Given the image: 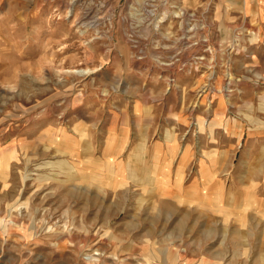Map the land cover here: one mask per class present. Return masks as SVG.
<instances>
[{"label":"rangeland","instance_id":"1","mask_svg":"<svg viewBox=\"0 0 264 264\" xmlns=\"http://www.w3.org/2000/svg\"><path fill=\"white\" fill-rule=\"evenodd\" d=\"M214 1L0 0V196L9 200L5 222L14 226L20 214L22 225L37 232L26 240L39 244L21 250L13 235L17 228L9 227L0 259L54 264L56 255V264H264V144L257 138L264 123L252 121L253 107L237 105L238 84L226 89L227 75L241 76L221 55L242 49L245 35L256 40L258 30L251 25L246 31L236 21L240 0ZM209 18L219 23L215 47L223 77L217 92L211 89V104L220 96L228 115L249 119L243 140L234 142L232 167L202 190L196 204L162 195L156 180L148 187L140 180L137 186L135 180L132 186H81L84 176L74 166H105L94 163L97 154L120 146L127 164L131 153L140 157L128 139L106 138L105 131L128 129L131 85L141 87L143 98L149 86L157 99L176 86L167 67L183 71L194 62L180 54L199 45H191L199 42L198 22ZM207 87L196 96L203 97V114L211 109L202 95ZM199 129L211 132L214 145H226L222 127L213 138L203 117ZM71 154L90 158L82 163ZM221 155L217 150L211 158L225 166ZM87 197L88 204L82 201ZM55 240L63 250L51 249Z\"/></svg>","mask_w":264,"mask_h":264},{"label":"crops","instance_id":"2","mask_svg":"<svg viewBox=\"0 0 264 264\" xmlns=\"http://www.w3.org/2000/svg\"><path fill=\"white\" fill-rule=\"evenodd\" d=\"M211 2L215 3L214 0ZM240 2L239 10L235 14L236 21L246 31H249L251 25H256L258 33L253 36L257 38L252 40V37L245 35L242 49L227 50L221 55L226 59H231L234 71L241 76L240 80L235 82L241 87L237 105L253 107V112L256 115L252 121L264 123V0H240ZM201 10L200 7L199 12H202ZM197 22H194L195 26H197ZM198 23V26L202 27L196 33L199 45L195 46L193 51L187 50L180 54L184 60L192 58L194 62L186 64L187 68H184L183 71L167 67L166 75L175 76L176 86L170 88L166 98L157 99L150 93L149 86L145 89L146 97H140L138 93L141 87L131 85L128 129L114 130V133L109 130L105 131L106 138L128 139L129 148L131 151L134 148L139 149L140 157L134 159L131 153V159L127 164V156L123 157L126 149L120 150V146H117L118 149L112 154H97L93 158L94 163L105 166H74V169L81 171L84 176L80 182L81 186H85L89 190L93 187L105 189L125 184L132 186L135 184L132 181L140 180L141 185L148 187L152 180H156L157 185L161 187L162 195L175 194L183 197L184 202L196 204L202 201V190L207 185L218 183L219 177L222 180V172L228 171L232 167L230 160H233L234 142L243 140L245 136L244 123L249 119L243 115L237 118L228 115L226 112L229 105L226 101L219 100L220 96L215 100V104H211L213 98L211 100L210 97L215 96L211 93V89L214 88L213 92L216 93L217 87H221L223 84L222 70L218 67V59L221 55L219 56L215 47L219 36L217 30L219 23L213 18ZM206 44H208V49L204 48ZM172 54V50L168 51L167 58ZM196 56L202 57L201 60L204 59V61L197 60ZM206 64L209 65V69ZM206 85L210 91L202 95L206 98L205 103L210 99L211 109L205 110L203 114V97L200 95L201 98L197 100L196 96ZM176 94L178 97H175ZM203 117L213 129V138L217 137L216 129L222 127L227 139L224 147L220 148L210 141V131H200L199 122ZM257 134V138L263 140L261 144H264V130L258 131ZM88 138H94V136L88 135ZM203 139H209L211 145L202 143ZM217 150L221 151V156L224 159L221 158L220 163L226 162L225 166L218 164L217 158H211L212 155H216ZM203 151H206L205 154L210 157H206ZM70 156L74 158L73 160L82 163L87 162L86 160L90 158H87L86 154L80 156L71 154ZM260 169L264 170V166ZM137 184L138 182L135 185L137 186ZM82 201L88 204L90 198H83ZM7 204H9L8 196H0V250L6 244L5 236L9 227L17 228V232L13 235L17 236L18 248L24 250L27 244L37 249L38 247L35 245L39 244L36 240H26L30 234H37L36 229H31L33 226L31 228L26 227L27 225L24 226V221L22 225L20 212H18L19 221L14 226L5 222L7 212H4L8 208ZM82 225L83 229L88 230L90 222L85 220ZM20 230L22 231L20 232ZM61 245L55 240L51 244V249L58 252L63 250ZM58 261L59 258L55 255L54 264ZM8 263V260L0 259V264ZM15 264H25V259L16 260Z\"/></svg>","mask_w":264,"mask_h":264},{"label":"built area","instance_id":"3","mask_svg":"<svg viewBox=\"0 0 264 264\" xmlns=\"http://www.w3.org/2000/svg\"><path fill=\"white\" fill-rule=\"evenodd\" d=\"M197 43H198V40H197V39H194V40L191 42V45H193V44H197ZM206 48L208 49V47H206ZM195 58H196L197 60H199V59H201L202 57H200V56H196ZM239 80H240L239 77L231 79V77L227 75V81H226V84H225L226 89H227V90H234V87L236 88V86H234V83L237 82V81H239ZM232 84H233L234 87L232 86ZM231 86H232V87H231Z\"/></svg>","mask_w":264,"mask_h":264}]
</instances>
